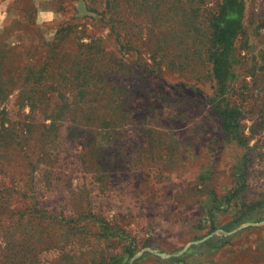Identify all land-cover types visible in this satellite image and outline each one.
<instances>
[{
  "label": "rangeland",
  "instance_id": "obj_1",
  "mask_svg": "<svg viewBox=\"0 0 264 264\" xmlns=\"http://www.w3.org/2000/svg\"><path fill=\"white\" fill-rule=\"evenodd\" d=\"M219 2L0 0V264H264V0L223 92L197 50ZM64 26L51 126L24 98Z\"/></svg>",
  "mask_w": 264,
  "mask_h": 264
},
{
  "label": "trees",
  "instance_id": "obj_2",
  "mask_svg": "<svg viewBox=\"0 0 264 264\" xmlns=\"http://www.w3.org/2000/svg\"><path fill=\"white\" fill-rule=\"evenodd\" d=\"M114 9V8H113ZM117 6H115V11ZM244 12V2L243 0H220L218 11L211 15L207 20L208 32L202 36V40H199V46H197L198 52L204 57L203 65L209 66V71L211 76L216 80H219V92H223L226 87V80L230 77L229 65L231 58L235 57L234 44L235 40L242 28V16ZM116 13V12H115ZM200 25V24H199ZM70 28L64 26L59 28L56 32L55 37L52 38L45 46V58L42 62H37L38 75L35 76L37 72L30 70L29 82L34 80L37 84L36 88L30 89L25 96L24 100L30 108V116L36 117L37 107L43 103H56V108L52 109L48 114H44V109L37 110L41 113L43 120H49L51 126H54L56 122L65 121L66 116L69 115L68 103L65 97V89H56L53 86H45V82L52 81L53 71L50 69V64H53L59 60L60 57V46L63 44L66 35L70 34ZM118 37V34H117ZM119 35V38H122ZM43 46L42 44L40 45ZM62 50V49H61ZM62 57V56H61ZM70 59L65 62L70 63ZM90 61V59L88 60ZM77 63V62H76ZM74 68V67H73ZM86 72V75H85ZM65 75L80 74L85 76L81 79L82 83L77 84L79 91H77V97L80 100L86 98L88 91L84 88L87 84V70H74L64 72ZM34 74V75H33ZM62 77V75H60ZM73 78V77H72ZM68 78H63L62 81H66ZM69 85L72 82H68ZM48 90L50 92H48ZM59 102H58V101ZM62 105L60 107V104ZM223 117L227 129L232 126L238 125V119L234 116V111L231 108H225L223 111Z\"/></svg>",
  "mask_w": 264,
  "mask_h": 264
},
{
  "label": "water",
  "instance_id": "obj_3",
  "mask_svg": "<svg viewBox=\"0 0 264 264\" xmlns=\"http://www.w3.org/2000/svg\"><path fill=\"white\" fill-rule=\"evenodd\" d=\"M255 224H252V223H249V224H246V226H254ZM242 229V227H239V228H237V229H235V230H233L232 232H230V234H232V233H235V232H237V231H240ZM202 241H204V240H202ZM202 241H200V242H202ZM197 242H193V244H196ZM186 250V248L183 250V251H185Z\"/></svg>",
  "mask_w": 264,
  "mask_h": 264
},
{
  "label": "crops",
  "instance_id": "obj_4",
  "mask_svg": "<svg viewBox=\"0 0 264 264\" xmlns=\"http://www.w3.org/2000/svg\"><path fill=\"white\" fill-rule=\"evenodd\" d=\"M8 11H6V13H7ZM30 15H32V14H24V17H30ZM33 16V15H32ZM23 17V18H24ZM12 21V20H11ZM10 23V22H9ZM38 29V28H37ZM37 29H36V31L35 32H37Z\"/></svg>",
  "mask_w": 264,
  "mask_h": 264
}]
</instances>
